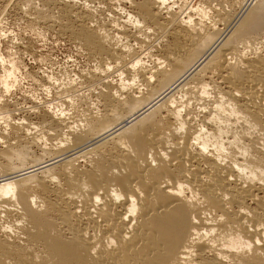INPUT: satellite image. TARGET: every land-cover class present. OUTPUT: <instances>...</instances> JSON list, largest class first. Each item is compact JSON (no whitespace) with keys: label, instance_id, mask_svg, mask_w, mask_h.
<instances>
[{"label":"bare ground","instance_id":"6f19581e","mask_svg":"<svg viewBox=\"0 0 264 264\" xmlns=\"http://www.w3.org/2000/svg\"><path fill=\"white\" fill-rule=\"evenodd\" d=\"M23 3L97 65L0 54V264H264V0Z\"/></svg>","mask_w":264,"mask_h":264},{"label":"rangeland","instance_id":"374dc122","mask_svg":"<svg viewBox=\"0 0 264 264\" xmlns=\"http://www.w3.org/2000/svg\"><path fill=\"white\" fill-rule=\"evenodd\" d=\"M191 1L197 3L209 0ZM23 2L24 0H0V54L5 59V66L15 69V78L9 81L10 90L5 98L18 103L20 107L27 106L25 100L29 96L40 102L52 99L50 94L45 97L39 89L40 75L43 73H52L51 75L62 77L63 80L76 79V75L94 70L97 65L94 63L96 61L89 59L85 52L75 46L69 36H60L58 29L49 28L52 31H48L46 25L31 26L25 22L19 14ZM96 14L101 21L107 18L105 12L99 11ZM10 40L16 41L19 46L12 45Z\"/></svg>","mask_w":264,"mask_h":264}]
</instances>
